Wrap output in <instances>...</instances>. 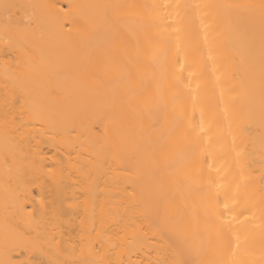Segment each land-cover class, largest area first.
<instances>
[{
	"label": "bare ground",
	"instance_id": "6f19581e",
	"mask_svg": "<svg viewBox=\"0 0 264 264\" xmlns=\"http://www.w3.org/2000/svg\"><path fill=\"white\" fill-rule=\"evenodd\" d=\"M9 2L42 7L20 14L32 28L7 44L0 15V261L47 264L49 259L97 258L96 250H102L119 264H156L165 241L152 209L157 197L170 194L182 219H191L194 212L201 219L200 254L189 259L261 264L264 24L258 8L226 7L259 5L261 0ZM69 3L83 6L75 11L86 16L95 12L88 5L133 6L121 10L117 24L129 38L121 63L144 89L132 98L135 108L113 105V90H122L127 72L119 84L109 82L103 66L91 67L85 60L104 83L85 77L81 87L51 71L76 36L66 35L67 28L61 30L55 21ZM37 71L44 74L39 94L32 91ZM49 87L52 96L45 94ZM22 89L28 92L27 102ZM145 96L150 98L147 106L141 102ZM141 115L146 124L155 123V135L194 129L181 149L194 170H202L191 187L203 192H191L185 183L160 190L148 174L150 158L133 148L144 141L129 135ZM234 192L239 193L234 212L225 215L230 220L243 210L232 232L242 242L247 238L236 255L232 232L220 234L212 223L217 194L223 201Z\"/></svg>",
	"mask_w": 264,
	"mask_h": 264
},
{
	"label": "snow or ice",
	"instance_id": "6c2138e0",
	"mask_svg": "<svg viewBox=\"0 0 264 264\" xmlns=\"http://www.w3.org/2000/svg\"><path fill=\"white\" fill-rule=\"evenodd\" d=\"M36 7H42L31 4L12 3L9 0H0V15L3 17L2 31L6 44L11 42L13 37H23L32 28V23H25L21 17V13H28V10ZM54 7V6H51ZM78 6L69 3L66 7H61L55 18L56 24L61 30L67 28L66 35L71 36L76 33L75 38L67 43L68 53L63 61L57 64L51 71L58 79H71L81 87H85V77L96 81L99 84L104 82L95 71H91L88 66L83 64V61H88L91 67L97 65L103 66V74L108 78L109 82L115 81L120 83L122 76L127 72V81L122 86V90L117 92L115 89L113 96L114 107L122 110L124 105L135 108L133 105V97L141 96L144 89L140 83L134 82V77L126 65L121 63L120 53L125 51L129 43L128 35L121 31L118 27V19L121 15V10L124 8H132V5L119 4H94L87 7L94 9V15H78L75 9ZM179 7V6H177ZM226 7H244L256 9L261 13V21L264 24V0H261L259 5H238ZM32 91L40 93L42 87V79L44 74L41 71L36 73ZM261 105L264 110V44H262L261 55ZM47 96L54 95L51 87L45 91ZM23 99L27 102L29 95L25 90H21ZM145 106L150 103V98L147 96L141 101ZM7 105V99L5 101ZM7 116V113H6ZM149 118L152 117V111L148 110ZM8 121L5 120L7 127ZM194 129H177L170 133L157 132L155 123L146 124L143 115H141L138 126L133 128L129 135L140 136L144 141L142 144L133 145V148L142 154L146 153L151 160V167L148 169V174L158 183L160 190H166L168 184L179 186L181 183L189 185V190L195 193L204 191L201 187H191V184L199 180L203 172L196 171L193 168L192 161L185 157L181 143L188 139ZM200 132L205 133L203 121H201ZM161 157L164 158V165L161 164ZM7 163V156L5 157ZM211 168L212 165H209ZM239 188V186H238ZM261 191H264L262 186ZM238 192L232 193L231 196L225 194L223 201L219 198V193L216 196L215 202L212 205L215 220L212 221L216 225L217 231L223 234L226 230L232 232L233 224L240 216H243V210L239 214L232 215L229 220L225 213L234 212ZM229 200L233 201L230 207ZM223 204V211H220V205ZM261 211L264 214V199L261 200ZM175 209V210H174ZM153 214L157 219L156 229L162 240V258L156 261V264H237L235 260L222 261L213 258H201L196 261L189 259L195 252L200 254V249L196 246V240L199 238V229L201 219L198 213H193L191 219H182L179 205L176 204L175 197L172 195L159 196L153 204ZM248 221V217H244ZM209 221L205 220L204 225L207 227ZM104 229H101V232ZM101 232L97 233V239L100 238ZM247 242V238L242 242L238 232H232L231 252L236 255ZM264 244V240H262ZM115 248V245H113ZM97 258H70L64 260L49 259L47 264H119L109 258L107 252L96 250ZM0 264H7L6 261H0ZM31 264V262H28ZM40 264H44L43 261ZM243 264V262H241ZM261 264H264L262 258Z\"/></svg>",
	"mask_w": 264,
	"mask_h": 264
}]
</instances>
